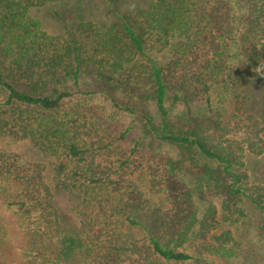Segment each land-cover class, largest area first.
I'll use <instances>...</instances> for the list:
<instances>
[{
	"label": "trees",
	"instance_id": "obj_1",
	"mask_svg": "<svg viewBox=\"0 0 264 264\" xmlns=\"http://www.w3.org/2000/svg\"><path fill=\"white\" fill-rule=\"evenodd\" d=\"M81 1L0 0V264L206 263L233 240L211 237L212 197L264 215L243 169L260 122L239 139L241 107L222 105L264 80V0H101L98 19ZM69 3L59 33L33 14ZM12 144L49 158L50 181Z\"/></svg>",
	"mask_w": 264,
	"mask_h": 264
},
{
	"label": "rangeland",
	"instance_id": "obj_2",
	"mask_svg": "<svg viewBox=\"0 0 264 264\" xmlns=\"http://www.w3.org/2000/svg\"><path fill=\"white\" fill-rule=\"evenodd\" d=\"M139 1L141 0H133ZM125 0H114V4L124 5ZM73 4H56L53 7H41L34 11L36 16L42 23L43 27L50 33H59L63 30L62 22H68L73 17ZM83 6L88 10L85 11V15L92 13L98 19L106 12L101 0H82L78 3V6ZM89 5V6H88ZM60 12L61 18L56 19L53 10ZM246 95L247 100L243 102L241 106L239 102L235 101V98H229L225 100L223 105V116L225 120H228L231 113L235 110V107L239 108V119L243 128L241 127V133L237 134L239 139L248 135L250 121L248 120V114H252L259 122L261 127V139H262V151L259 154L247 152L244 157V171L247 173L248 185L261 186L264 188V80L252 82L251 85L245 90L240 92L237 97ZM232 96V95H231ZM243 100V98H242ZM241 100V101H242ZM239 105H238V104ZM237 104V105H236ZM232 121L234 119L232 118ZM249 121V122H248ZM16 151H20L27 157H32L43 162L46 167L47 180L50 181L52 176L51 163L49 158H43L37 152L32 150L26 144H12L10 145ZM146 197L152 202L145 208L142 213L143 226L149 229L153 228V216L155 206L153 203L157 202V197L154 194L147 193ZM223 198L214 196L211 198V203L216 207L220 225L219 228L213 231L212 236L219 235L221 231L230 230L233 236L231 243L227 244L223 248L216 249L210 243H207L209 252L206 254L205 262H190L185 264H264V215L260 209L255 205L245 200L242 203V214L238 212L228 213L222 205ZM167 207L165 204H161L160 208L164 210ZM65 218L70 222V227L77 228L78 222L74 218L73 214L69 211L68 206H63ZM143 226L141 228H143ZM140 228V230H141ZM139 230V234H142V230ZM209 238L212 243V238ZM71 264H76L75 260H71ZM181 264V263H171Z\"/></svg>",
	"mask_w": 264,
	"mask_h": 264
},
{
	"label": "clouds",
	"instance_id": "obj_3",
	"mask_svg": "<svg viewBox=\"0 0 264 264\" xmlns=\"http://www.w3.org/2000/svg\"><path fill=\"white\" fill-rule=\"evenodd\" d=\"M262 69H264V65H261V66L257 69V71L259 72V71H261Z\"/></svg>",
	"mask_w": 264,
	"mask_h": 264
}]
</instances>
